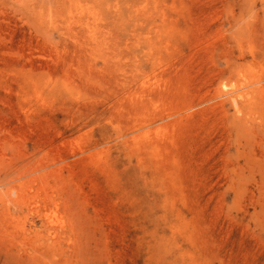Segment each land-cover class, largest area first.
<instances>
[{"label":"rangeland","instance_id":"obj_1","mask_svg":"<svg viewBox=\"0 0 264 264\" xmlns=\"http://www.w3.org/2000/svg\"><path fill=\"white\" fill-rule=\"evenodd\" d=\"M0 264H264V0H0Z\"/></svg>","mask_w":264,"mask_h":264},{"label":"bare ground","instance_id":"obj_2","mask_svg":"<svg viewBox=\"0 0 264 264\" xmlns=\"http://www.w3.org/2000/svg\"><path fill=\"white\" fill-rule=\"evenodd\" d=\"M243 98H244V97H243ZM8 193H9V192H8ZM8 193H7V194H8ZM23 208H24V207H23ZM13 218H14V217H13ZM36 223H37V222H36Z\"/></svg>","mask_w":264,"mask_h":264}]
</instances>
